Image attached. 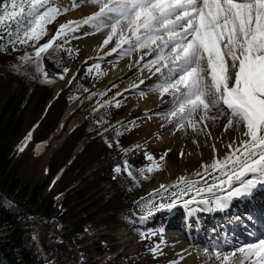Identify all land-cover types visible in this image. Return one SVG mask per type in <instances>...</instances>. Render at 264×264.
Masks as SVG:
<instances>
[{"label": "rangeland", "instance_id": "rangeland-1", "mask_svg": "<svg viewBox=\"0 0 264 264\" xmlns=\"http://www.w3.org/2000/svg\"><path fill=\"white\" fill-rule=\"evenodd\" d=\"M87 4V0H48V5L59 9V13L50 23L46 24L45 34L39 40H36V43L40 41L43 44L47 43L56 34L57 29L62 24L66 25L72 21L82 22L84 18L89 16L83 13ZM125 28L121 30L120 26H118L117 33L105 44L104 41L111 32L110 27L102 26L98 29L92 24L81 23L77 26V24L73 23L71 30L66 29L65 34L55 41L60 44L61 50L59 51L62 55L64 53L65 58L64 60L62 59V64L58 61L57 78L50 85V97L47 101H54L57 97H61L73 83L76 84L75 89L79 94L64 109L57 124L44 139L43 142L45 143L38 145L39 149L44 146V151L41 154L35 152V154H38V157L32 154H28L27 156L26 154L24 157L27 160L24 162V165L30 170L33 169L32 166H35V164L40 165L38 167H41L42 164L45 166L49 161L50 155L56 152L66 140L71 130L70 122L72 120H74L73 124L85 122V128H88L95 123L96 116L99 113H104L106 118L110 119V123L108 126H103L88 135L83 134L72 150L70 157L63 164L62 171L73 165L74 157L71 158L72 154L76 153L78 155L90 139L109 126L115 125L117 129L113 132L119 133L122 136L118 139L121 140L123 147L116 148L113 152L109 151V153L106 151L107 154L105 153V156L102 157L103 152H101V146H99L101 144L98 142L93 147L99 151L93 156V159L88 160L90 164L85 169L81 167H74L72 170L68 169L69 174L76 176L77 184L84 187L88 192L84 195L83 199L85 201L83 209L80 212V215L84 219L81 224V231L71 233V240L65 238L62 233L60 236L58 235V231L61 232V230L60 220L56 215L50 216V220L44 217L42 221L39 220L38 226L34 228V235L38 246L47 257V263L49 261V264H172V262L187 264L191 256V250L195 248L202 250V252L207 249L210 252L220 250V252L229 253L243 246L248 241L255 240L258 242L261 238H264V235L258 234L257 237L254 236V239L253 237H239L238 240H235L233 234H237L233 233V231L227 234L226 229L222 225L224 220H221L215 214L211 220L217 222L212 224L206 221L203 226L204 228L201 230L202 234L199 233V238L202 240L195 239V237H192L195 233L184 230V224L186 225L185 216L179 201L171 209L157 210V207H155L162 201L165 204L169 203L171 194L178 192L179 187H184V184H180L179 187H168L167 190L158 187L151 191L148 188L154 183L157 176L159 177L160 185H164L163 183H166V180H168L167 184L169 185H173L178 181L181 177L179 169L181 168L183 156L180 153H184V142L180 144H170L167 142L158 144L160 134H175L177 132V127L170 122L174 118L168 121L166 124L167 126L169 124L168 127H165L166 125L159 127L160 131L151 132V130L147 129L144 123L146 120L150 121V118L154 115H168L173 104L167 109H153L150 111L142 109L139 103L135 104L136 100L143 101L144 95L148 93V89L138 91L134 89L133 85L125 86L129 81H135L137 75L140 73L139 69L133 68L130 59L135 54L137 48L130 50L128 44L121 42V47L114 52L112 51L116 47V42L120 39L121 35L125 38L131 35L129 31H125ZM28 50L32 54L34 46L32 45ZM57 55L62 58L60 54ZM47 57L48 55L44 54V58L48 59L49 62L50 60ZM12 60L18 64L16 66L19 69L29 66H33L36 69L38 66L37 63L31 61L28 63L18 61L17 56ZM117 64L121 67V75L107 78V67ZM64 68L75 72L68 81H66L68 72L64 73ZM15 71L11 73L14 78L9 80L11 82L7 84L8 90L17 96L22 92L25 93L24 101L35 87V82H32L28 87H24L25 85L17 79L18 76H16L17 73ZM61 75L64 76L63 79L60 78ZM61 82L63 83L61 85V92L55 93L54 88L56 84ZM137 82L142 83L143 81L139 79ZM107 100L111 104H107L104 112H101L102 108L100 109V107ZM117 102L119 106H117ZM42 114L40 113L39 115V111L36 113V117L39 115V121ZM115 122L117 123L114 124ZM35 129H32L30 133L32 134ZM104 136L106 138L112 137L107 132ZM172 140L173 136L171 137ZM137 145H139V148H136ZM145 153L151 154L155 160L146 159ZM128 154L137 157L136 159L142 163L145 169L154 163L159 164L160 167L150 173L147 172V178L139 183L134 182L128 175H121L122 179L111 182L107 178L109 175L108 166L111 165L116 156ZM161 156H164L163 160L160 159ZM212 162L213 160L209 161L210 164ZM22 164L20 161V166ZM230 167L228 166L225 170H228ZM169 168H172L173 172L168 176ZM197 172L203 174L204 168L202 164H198L194 168V172L192 173L193 179H196L198 176L193 175ZM101 174L105 175V178H102ZM39 176L43 178L45 171ZM209 183L207 181L203 183L199 182L195 187H206ZM91 185L92 189L90 190ZM157 189L160 190L158 193L156 192ZM49 192L52 193L53 191ZM122 192H125L129 204L119 209H109L107 207L108 204L104 202L108 198L115 201L114 195H120ZM194 193L195 191L193 190L186 196L194 195ZM174 208L181 210L177 214V225L174 224L176 221L168 220ZM119 213L120 216L118 215ZM130 213L136 219H131ZM232 215L237 217L240 214ZM194 223L196 224L194 221L191 224ZM217 224H220L218 230L216 226H211ZM211 227L212 231L210 230ZM171 231L179 233L178 235H180L181 240L174 242L167 240L165 237ZM244 231L246 230L240 229L241 234ZM219 237H222V239H219ZM221 242H223L222 245ZM177 244L183 245V251L175 254L171 251V248ZM157 245H159V250L154 255L151 249ZM237 255L239 254L237 253ZM230 259H234V257ZM247 262L245 261V264ZM212 264H221V261L215 259Z\"/></svg>", "mask_w": 264, "mask_h": 264}, {"label": "snow or ice", "instance_id": "snow-or-ice-1", "mask_svg": "<svg viewBox=\"0 0 264 264\" xmlns=\"http://www.w3.org/2000/svg\"><path fill=\"white\" fill-rule=\"evenodd\" d=\"M91 2L98 7L97 11L82 22L72 21L60 25L47 43L35 47L34 58L26 54L19 59L22 62L37 63V71L41 72L39 60L42 54L59 47L55 41L65 34L66 29L71 30L73 23L77 26L81 23L92 24L98 29L102 26L110 27L111 32L105 39V44L117 33L118 26L121 30L126 27L131 35L127 38L121 35L112 51L120 48L123 42L129 45L130 50L146 48L157 53L155 61L151 63L163 61L155 68V72H161L162 68L167 69V77L157 88L162 89V94L169 93L172 96L173 107L168 113L169 117L174 118L170 120L171 123L178 129H184L187 125L193 131L202 132L208 127L207 121L215 123L225 117V132L234 127L239 129L241 125L244 129L242 134L246 139L239 144L235 140L229 143L227 148L231 151L223 160L214 159L211 164L202 165L206 172L219 169L221 175L227 177L226 180L213 177L212 184L195 187L198 181L181 176L174 185L160 186L167 190L168 187L184 184L178 192L171 194L169 203L162 201L156 205L157 210L171 209L178 201L188 207L196 201L200 193L213 192L216 189L225 193L223 199L217 197L215 200L216 207L222 208L225 200L250 196L258 187H264V0ZM46 5L48 0H0V33L5 32V21L9 22V28L13 21L17 24L25 21L22 30L17 28L15 32L9 30L6 33L9 37L8 44L13 50H16L17 44L34 42L45 34L46 24L59 13V9ZM0 40H3L2 34ZM147 54L146 52L145 55ZM13 67L19 71L16 65ZM68 71L67 68L63 69L64 73ZM43 75L45 82L50 83L47 80L48 73L45 71ZM60 78L63 79L64 76L61 75ZM213 111L217 113L216 116L210 115ZM197 115L198 120L194 119ZM201 124L202 127L199 126ZM205 134L211 136L210 132ZM108 146L112 147V144L109 143ZM212 149L215 153V145H212ZM20 150L23 151V147ZM180 155L183 156L184 153L181 152ZM145 157L155 160L148 153H145ZM160 159L163 160L164 156ZM229 165L230 172L225 171ZM131 167L124 160L123 167L117 164L113 171L116 174L126 172L135 179ZM159 167V164L154 163L146 171L150 173ZM139 171L143 173L145 169ZM115 178L114 176L113 179ZM193 190L195 196L182 199ZM200 202L209 201L201 199ZM158 250L159 245L151 249L154 255ZM205 254H208L207 249ZM214 255L221 264H245V261H250V264H264V239L243 245L229 253L216 252ZM233 257L234 259H230Z\"/></svg>", "mask_w": 264, "mask_h": 264}, {"label": "trees", "instance_id": "trees-1", "mask_svg": "<svg viewBox=\"0 0 264 264\" xmlns=\"http://www.w3.org/2000/svg\"><path fill=\"white\" fill-rule=\"evenodd\" d=\"M5 25V32L0 33L3 35V40H0V238H2L0 264H17L12 253L13 245L19 246L25 264H46L47 257L38 246L34 235V228L38 226L40 220L38 215L42 214L44 218L56 215L60 220L61 233L68 240H71V233L80 232L84 219L80 212L85 201L84 195L88 192L84 187L77 184L76 176L69 174L68 169L72 170L74 167L85 169L90 164L88 160L93 159V156L99 151L93 147L98 142L101 144L99 146L103 152L102 157L105 156L106 151L109 153L116 148H122L121 140L118 139L122 136L113 132L117 129L115 125L104 129L90 139L81 152L74 157L73 165L62 171L63 164L70 157L82 135H88L103 126H108L110 123V119L106 118L104 113H99L96 116L94 126L90 125L85 128L84 122L73 129L59 149L50 155L45 166L42 164L41 167H38L40 165L35 164L32 166V170L26 167L24 162L27 158L24 156L32 154L38 157V154L44 151V146L39 149L38 145L45 143L43 141L49 131L57 124L64 109L78 96L79 92L75 89L76 84H71L61 97L52 101L39 121L38 117L45 110L46 101L50 97V85L57 78L58 61L62 64V59L65 58L64 53L63 55L60 53V44L55 42L59 47L54 50L49 49L48 52L42 54L39 60L41 72H38L37 67L35 69L33 66L17 71L13 65L18 64L12 59L17 56L18 61H21L19 58L26 54L34 58L35 47H39L43 42L36 43L35 41L32 43L30 41L26 44H17L16 50H13L12 46L8 44L9 37L6 33L9 30L15 32L17 28L22 30L25 27V21H21L19 24L13 21L10 28L7 27L8 21L5 22ZM32 45H34V51L31 54L28 49ZM5 46H7L6 50ZM44 54L48 55L49 62L48 59L44 58ZM57 54H60L62 58ZM14 71L17 73L16 76H18L17 79L20 83L25 85L24 87L35 82V87L24 101L25 93L22 92L17 96L8 90L7 84L11 82L9 80L14 78L11 75ZM45 71L48 73L47 80H50V83L45 82L43 75ZM107 104L111 103L105 102L100 107V109L102 108L101 112H104ZM38 111L39 115L36 117ZM87 124L89 123L87 122ZM34 128L36 129L31 134L30 131ZM106 132L110 133L112 137L106 138L104 136ZM29 134L31 135L29 136ZM117 141L119 146H117ZM109 143L112 144V147L108 146ZM21 147H23V151L20 150ZM19 152H21L20 155ZM136 158L132 154L116 156L111 165L108 166L109 175L107 178L111 182H116L117 179H122L121 175L127 176L126 172L122 171L120 174H116L113 171L117 164L123 167V161L127 160L132 166L131 170L135 177V179L131 177L132 180L139 183L146 179L148 173ZM20 161L21 164L23 161L21 166ZM140 169H145V171L141 173ZM44 171L45 176L42 178L39 175ZM104 176L102 175V178H105ZM114 176L115 179H113ZM53 185L55 186L52 187ZM91 189L92 185L90 186ZM114 198L115 201L108 198L104 202L108 204L109 209H119L129 204L125 192L114 195ZM29 212L35 213V215L31 216L28 214ZM118 215L120 216V213ZM129 216L131 219H136L132 213Z\"/></svg>", "mask_w": 264, "mask_h": 264}, {"label": "bare ground", "instance_id": "bare-ground-1", "mask_svg": "<svg viewBox=\"0 0 264 264\" xmlns=\"http://www.w3.org/2000/svg\"><path fill=\"white\" fill-rule=\"evenodd\" d=\"M77 1H86V0H77ZM87 1L88 4L84 8L83 13L85 15L90 16L92 13L98 10V7L94 5L91 2V0H87ZM125 31H129V30L125 28ZM146 52L148 53L147 55H145ZM156 56L157 53L151 52L149 49L137 48L135 54H133L130 59L133 64V68L139 69L140 73L139 75H137V79L135 81H129L127 85H125V86L133 85L134 89L138 91H142L143 89H148L147 91L148 93L144 95V100L143 101L136 100L135 104L139 103L142 109L149 111L153 109H167L171 107V104H173L172 96L169 95V93L162 94V89L157 88V85L162 84L164 82L168 73L166 68H162L161 72H155V68L159 67L160 63H163V61L155 64L151 63L152 61H155ZM121 73L122 70L118 64L108 66L106 69L107 78L118 77V75L120 76ZM74 74L75 72L73 70L68 71L66 81L70 80V78ZM139 79H141L143 82L142 83L137 82V80ZM62 84H63L62 82L56 84L54 88L55 93L61 92ZM210 115L216 116L217 113L213 111L210 113ZM170 119L171 117H169L168 115H159V116L154 115L153 117L150 118V121L146 120L144 123L148 130H151V132L153 131L155 132L157 130L160 131L159 127L166 125ZM194 119L198 120L199 119L198 115ZM73 122L74 120L70 122L71 128L72 126H75L77 124V123L73 124ZM206 123L208 124V127L204 129L202 132L193 131L191 127H188L186 125L184 129L177 128V132L175 134L162 133L160 134L158 144L165 142L170 144L171 143L180 144L181 142H184L183 143L184 155L181 161V168L179 169L180 175L190 180H194L202 183L207 181L210 182L209 184H211L214 182L213 177H218L219 179H225V180L227 179V177L225 176L224 178V176L221 175L219 169L215 171L209 170L207 172L204 169L203 174L201 173L196 177V179H193L192 173L194 172V168L198 164L208 165L210 164L209 163L210 160H214V159L223 160L224 156L229 151H231L230 149L227 148V145L231 143L233 140H235L237 144H239V142L241 140L246 139V137H244L242 134L244 131L242 125L239 127V129L234 127L229 131L225 132L223 128V125L226 123L225 117H221L215 123H213L211 120L207 121ZM168 126L166 125L165 127ZM199 126L202 127V124ZM206 132H210L211 136L206 135L205 134ZM172 136H173V140L171 141ZM212 145H215L216 147L215 153L213 152ZM230 170L231 167L225 171L230 172ZM172 172H173L172 168H169L167 175L169 176ZM167 181L168 180H166V183L163 184L169 185L167 184ZM160 186L161 185H160L159 177L157 176L154 183L150 185L148 188H150V190L152 191V189L158 188ZM195 195L196 193H194V195L191 196H184L182 199L183 200L191 199ZM224 195L225 193L219 189H216L213 192L205 191L200 193V195L196 197V201L190 204L188 207H184L182 201H179V204L181 206L182 211H184V216H185L186 225L184 224V230L186 232L190 231L195 233L192 236L195 237V239H201L199 238V233L202 234L201 230L204 228L203 226L205 225V222L209 221V223L211 222L212 224H215L217 221L211 219L216 215L219 216L221 220H224L223 221L224 223L222 225L224 226V229H226L227 234H229L231 231L237 234V235L233 234L234 235L233 238L235 240H238L239 237L245 236L251 232L254 233L264 232V187H258L250 196L233 197L230 200H225L224 201L225 206L222 208L216 207L215 204L216 198L221 197L223 199ZM201 199H206L209 202L201 203L200 202ZM173 210L174 211L171 212V215L170 217H168V220H173L174 222L176 221L175 223L174 222L173 223L177 225V220H176L178 216L177 214L181 210H178L177 208H174ZM232 214H240V215L236 217L233 216ZM193 221L196 222V224L195 223L191 224ZM211 226L213 227L215 225H211ZM212 227L210 229L211 231H212ZM242 228L246 231L242 232L241 234L240 229ZM178 234L179 233L171 231L167 234L165 238L172 242L180 241L181 238L180 235ZM190 239L193 240L191 237ZM219 239H222V237H219ZM254 243L257 242L255 240L248 241L247 243H244V245L254 244ZM222 244L223 242H221V245ZM182 246L183 245L181 244H177L171 248V251H173L175 254L180 253L183 251ZM14 252L17 256V259L20 260L21 257H20L19 248L14 247ZM216 252H220V250L215 252L208 251V254H205V251L202 252V250L198 248L197 249L195 248L194 250L192 249L191 256L187 264H212L216 259L214 255ZM220 253L223 254L224 252H220ZM225 264H230V262H226ZM246 264H250V261H248Z\"/></svg>", "mask_w": 264, "mask_h": 264}, {"label": "water", "instance_id": "water-1", "mask_svg": "<svg viewBox=\"0 0 264 264\" xmlns=\"http://www.w3.org/2000/svg\"><path fill=\"white\" fill-rule=\"evenodd\" d=\"M81 124V122L80 123H77L76 125H75V127L76 126H78V125H80ZM76 156V153H74V154H72V157L71 158H73V157H75ZM29 215H33V214H35V213H28ZM39 217H40V219L41 220H43V216L41 215V214H39ZM51 218V217H50ZM50 218H49V220H50ZM58 235L60 236L61 235V232L60 231H58ZM46 263H47V261H46ZM47 264H49V261H48V263Z\"/></svg>", "mask_w": 264, "mask_h": 264}]
</instances>
